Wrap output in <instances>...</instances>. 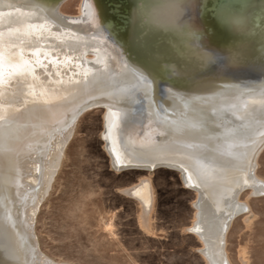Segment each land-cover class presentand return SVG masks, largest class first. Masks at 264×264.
Returning <instances> with one entry per match:
<instances>
[{
  "label": "bare ground",
  "instance_id": "1",
  "mask_svg": "<svg viewBox=\"0 0 264 264\" xmlns=\"http://www.w3.org/2000/svg\"><path fill=\"white\" fill-rule=\"evenodd\" d=\"M67 1L59 5V15L72 21L88 15V0H79L76 14L62 10ZM169 10L167 20L158 19L159 23L173 24L179 17L172 5ZM37 35L36 39L28 32L18 34L17 38L0 37V48H4L0 50V64L5 65L0 70V125L6 123L12 132V141L0 149H5L0 157V264H73L56 261L41 250L34 229L37 211L52 188L77 123L87 111L78 107L83 97L108 94L109 87L116 82L131 86L125 75L113 76L114 70L102 60L105 52L98 45L74 44L69 39L62 45L71 49L63 51L44 39L49 40L45 50V46L37 45ZM21 41H29L28 46L16 45ZM231 88L234 87L227 86L211 96L216 102L226 100L220 107L226 110L230 123L245 125L247 131H252L255 121L260 120L263 127L253 136L245 132L247 138L241 139L234 136L233 129L223 133L226 135L220 146L232 141L241 144L226 161L222 173L215 171V175L208 176L179 159H167L160 166L177 171L182 184L194 192L193 217L185 231L199 241L198 252L205 264H232L226 244L234 216L250 212L247 199L264 193V178L257 174V155L264 145V84H248L247 89L261 91L249 99H236ZM99 102L103 106L96 107L103 112L100 135L111 167L116 172L132 168L151 172L160 168L155 167L159 160L141 159L130 146L134 112L124 108L119 100ZM245 190L246 198L240 201ZM121 192L138 203V226L141 232L149 233L154 207L149 176L139 178ZM239 263L248 264L243 254Z\"/></svg>",
  "mask_w": 264,
  "mask_h": 264
},
{
  "label": "water",
  "instance_id": "2",
  "mask_svg": "<svg viewBox=\"0 0 264 264\" xmlns=\"http://www.w3.org/2000/svg\"><path fill=\"white\" fill-rule=\"evenodd\" d=\"M63 1L0 0V37L28 32L36 39L38 33L37 45L45 50L49 40L63 51L71 49L62 45L69 39L98 45L113 76L125 75L131 86L113 83L108 94L85 96L78 107H103L100 100L112 99L132 110L129 143L141 159L159 160L155 167L179 159L215 175L241 144L220 146L223 133L233 129L241 139L263 127L260 120L252 131L230 123L220 107L226 100L216 102L211 96L227 86L234 87L236 99L261 93L246 87L264 84V0H88V15L76 21L59 15ZM228 3L240 12L226 15ZM171 5L179 17L173 24L159 23L167 20ZM42 39L49 40L41 44ZM142 65L151 75L143 73L147 79L140 82ZM4 67L0 64V70ZM0 126L6 127L0 129L3 149L12 132L6 123Z\"/></svg>",
  "mask_w": 264,
  "mask_h": 264
},
{
  "label": "rangeland",
  "instance_id": "3",
  "mask_svg": "<svg viewBox=\"0 0 264 264\" xmlns=\"http://www.w3.org/2000/svg\"><path fill=\"white\" fill-rule=\"evenodd\" d=\"M78 3L68 0L62 10L76 14ZM231 5L224 7L226 15L240 12ZM102 113L94 108L81 115L40 204L34 229L41 250L73 264H205L199 241L185 231L193 217L194 192L172 169L116 172L103 148ZM257 174L264 178V145L257 155ZM145 176L154 189L149 233L138 226V203L121 192ZM247 201L251 213L234 216L226 249L232 264H240L241 254L248 264H264V193Z\"/></svg>",
  "mask_w": 264,
  "mask_h": 264
},
{
  "label": "snow or ice",
  "instance_id": "4",
  "mask_svg": "<svg viewBox=\"0 0 264 264\" xmlns=\"http://www.w3.org/2000/svg\"><path fill=\"white\" fill-rule=\"evenodd\" d=\"M141 69H142V73H141V75H140V77H139V80H140V82H143L144 80H146L147 79V76L146 75H144L143 73H147L148 75H151V73L148 71V69L145 67V66H141ZM117 159L119 160V157H117ZM189 179H190V177H189ZM144 187H147V184L145 183V185H144Z\"/></svg>",
  "mask_w": 264,
  "mask_h": 264
}]
</instances>
